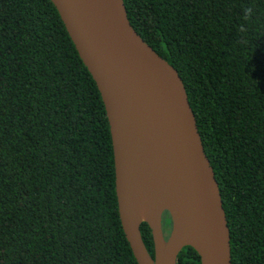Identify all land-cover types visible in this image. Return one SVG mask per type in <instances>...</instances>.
Segmentation results:
<instances>
[{
	"label": "trees",
	"instance_id": "trees-1",
	"mask_svg": "<svg viewBox=\"0 0 264 264\" xmlns=\"http://www.w3.org/2000/svg\"><path fill=\"white\" fill-rule=\"evenodd\" d=\"M122 2L180 76L217 183L230 264H264V0ZM113 179L99 92L55 7L0 0V264H137ZM139 232L152 255L145 221ZM175 264L199 257L185 245Z\"/></svg>",
	"mask_w": 264,
	"mask_h": 264
},
{
	"label": "water",
	"instance_id": "water-1",
	"mask_svg": "<svg viewBox=\"0 0 264 264\" xmlns=\"http://www.w3.org/2000/svg\"><path fill=\"white\" fill-rule=\"evenodd\" d=\"M99 92L113 162L117 214L137 264H175L191 246L199 264H230L229 234L213 170L177 71L130 25L122 0H50ZM143 176L154 210L135 213L132 180ZM170 229L164 236L161 214ZM150 229L152 255L139 223Z\"/></svg>",
	"mask_w": 264,
	"mask_h": 264
},
{
	"label": "bare ground",
	"instance_id": "bare-ground-1",
	"mask_svg": "<svg viewBox=\"0 0 264 264\" xmlns=\"http://www.w3.org/2000/svg\"><path fill=\"white\" fill-rule=\"evenodd\" d=\"M107 3L110 8H114V0H107ZM150 188L143 176H136L132 180L133 205L138 218H145L154 210V192Z\"/></svg>",
	"mask_w": 264,
	"mask_h": 264
},
{
	"label": "rangeland",
	"instance_id": "rangeland-1",
	"mask_svg": "<svg viewBox=\"0 0 264 264\" xmlns=\"http://www.w3.org/2000/svg\"><path fill=\"white\" fill-rule=\"evenodd\" d=\"M169 222H170V219H169ZM161 226H162V231L165 233V232H167L168 233V228H167V224L163 221L162 223H161ZM170 229V228H169ZM163 233V234H164ZM167 233H166V235H167ZM165 236V235H164Z\"/></svg>",
	"mask_w": 264,
	"mask_h": 264
},
{
	"label": "flooded vegetation",
	"instance_id": "flooded-vegetation-1",
	"mask_svg": "<svg viewBox=\"0 0 264 264\" xmlns=\"http://www.w3.org/2000/svg\"><path fill=\"white\" fill-rule=\"evenodd\" d=\"M163 221L167 224V228H168V231H169V228H170V222H169V220H168V221H165V219L163 220V219L161 218V223H162ZM163 233H164V232H163ZM166 233H167V232H165L164 235H166Z\"/></svg>",
	"mask_w": 264,
	"mask_h": 264
}]
</instances>
